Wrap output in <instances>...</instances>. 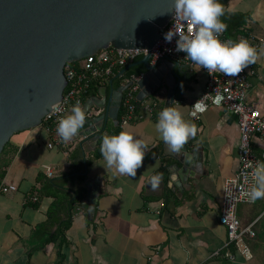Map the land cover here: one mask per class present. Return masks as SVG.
I'll use <instances>...</instances> for the list:
<instances>
[{"label":"crops","instance_id":"crops-1","mask_svg":"<svg viewBox=\"0 0 264 264\" xmlns=\"http://www.w3.org/2000/svg\"><path fill=\"white\" fill-rule=\"evenodd\" d=\"M222 2L233 10L223 16L227 36L259 44L256 62L246 67L251 81L246 102L264 115V0ZM176 61L181 64L173 68L175 106L198 126L180 153L172 152L155 129L170 96L167 83L142 99V119L120 121L128 84L120 68L99 81L95 94H83L84 110L94 97L103 106L94 105L93 116L119 107L117 119L110 111L105 123L99 122L100 136L86 138L78 131L65 145L51 148L42 123L11 137L12 160L2 182L17 189L0 191V264H264V198L238 206L242 225L253 224L255 232L244 235L248 253L227 244V228L220 222L225 181L239 169L238 116L225 106H211L193 119L191 108L203 95L208 74L196 63ZM154 98L158 104L151 114L144 104ZM122 130L148 146L135 177L118 173L102 154L96 155L104 134ZM262 143L261 137L254 138L255 152L260 153ZM196 149L200 155L194 157ZM156 173L162 179L153 189L150 178ZM62 176H68L63 187L47 186ZM56 202L60 207L52 220L50 208ZM69 220L70 226L57 234Z\"/></svg>","mask_w":264,"mask_h":264},{"label":"water","instance_id":"water-1","mask_svg":"<svg viewBox=\"0 0 264 264\" xmlns=\"http://www.w3.org/2000/svg\"><path fill=\"white\" fill-rule=\"evenodd\" d=\"M173 10L174 0H0V154L15 133L41 125L62 99L68 63L110 46L148 48L120 74L143 65L138 105L163 83L170 87V105L175 100L173 68L181 63L170 58L152 62L151 50ZM94 105L103 107L90 98L78 130L86 138L102 134L99 122L105 123L110 111L118 118L119 107L93 116ZM199 155L196 149L194 157Z\"/></svg>","mask_w":264,"mask_h":264},{"label":"built area","instance_id":"built-area-1","mask_svg":"<svg viewBox=\"0 0 264 264\" xmlns=\"http://www.w3.org/2000/svg\"><path fill=\"white\" fill-rule=\"evenodd\" d=\"M174 26H177L180 31L186 32L189 24L186 21H181L173 14L170 21L160 29L161 37L151 50V61L157 62L163 58H170L172 60L195 63L190 57L186 56L185 52L176 51L178 36H174L171 42L165 40L163 34ZM220 39L228 40L231 38L227 36L225 30L220 34ZM248 41L258 50L259 44L257 41L252 38H248ZM148 53V48L134 49L110 46L83 59L73 61L77 62V64L68 63L65 68L68 83L64 95L53 106L43 121L51 135L49 147L63 146L67 143L57 133L59 119L66 116L76 102H79L81 106L83 105V94L88 91L92 82L108 79L116 73V69H123L129 63L142 59ZM206 72L208 79L200 100H203L207 107L203 112H200L195 108L194 102L191 108V117L195 120L200 119L202 114L211 106H225L238 116L240 130L239 169L225 181L220 222L227 228V244L236 245L243 253H248L250 249L244 245V235H254L255 232L253 224L245 227L242 225L238 216V206L240 203L252 202L248 199L245 192L253 182L251 173L256 163L264 161V115L259 109L246 102L247 92L251 86L249 71L246 67L237 76H228L220 71L210 74L207 69ZM145 75L146 72H142L126 77L128 88L124 103L127 107V113L122 119L123 123L144 117L143 112L137 113V108L142 105V102L138 105L137 92ZM217 95L223 97L219 103L215 100ZM157 104L158 99L154 98L145 103L144 107L148 113L152 114ZM256 136L261 137L263 140L260 153L255 152L253 146V140ZM47 174L53 177V169L48 168ZM16 189L17 185L13 183L2 182L0 185L1 192H12ZM226 192L230 193L231 196L228 197ZM226 255L234 259L231 251H228Z\"/></svg>","mask_w":264,"mask_h":264},{"label":"clouds","instance_id":"clouds-1","mask_svg":"<svg viewBox=\"0 0 264 264\" xmlns=\"http://www.w3.org/2000/svg\"><path fill=\"white\" fill-rule=\"evenodd\" d=\"M226 11L233 10L226 8L222 0H174V16L186 21L189 26L186 32L174 26L163 34L164 38L171 42L174 36H178L176 51L185 52L186 56L200 68H206L210 74L220 71L228 76H237L249 64L256 62L258 52L246 38L220 39V34L228 28L222 19ZM222 99L221 95L215 97L217 103ZM176 102L173 101L159 112L155 129L172 152L180 153L189 139L196 137L198 126L184 118L181 109L175 106ZM194 105L200 112L207 107L200 99ZM85 121V110L76 102L70 114L59 119L57 133L67 142L74 138ZM100 150L108 166H114L118 173L135 177L137 169L144 163L148 146L144 139L122 130L116 134H104ZM251 175L253 182L245 194L250 201L255 202L264 198V161L256 163ZM161 179L162 174H153L150 178L151 187L156 189ZM226 195L231 196L228 192Z\"/></svg>","mask_w":264,"mask_h":264},{"label":"trees","instance_id":"trees-1","mask_svg":"<svg viewBox=\"0 0 264 264\" xmlns=\"http://www.w3.org/2000/svg\"><path fill=\"white\" fill-rule=\"evenodd\" d=\"M222 19H224V17H222ZM73 64H77V62H73ZM142 72H146L144 66L143 65H138V66H135V67H131L123 75V77L126 78V77H129L130 75H132L134 73H142ZM99 88H100L99 81L96 80V81L92 82V84L90 85L88 91L86 92V95L87 96H91V95L95 94L96 91ZM141 109H142L141 106L138 107L137 108V113H142ZM126 113H127V107H126L125 103L123 102L122 107H121V111H120V121L122 120V117L126 115ZM9 144H10V141L5 145L2 153L0 154V185H1L3 179H4L5 175H6L7 169L9 167L10 163H11V160H12V156L11 155L8 156ZM100 149H101V147L98 148V151L96 152L97 156H100L102 154ZM67 180H68V176H62L60 178L50 180L47 183V186L63 187V185L67 182ZM59 207H60V203L59 202H56V203H54L51 206V208H50V218L52 220L55 219V216L57 215V211H58ZM68 226H70V220L68 221V223H66V224L63 223L62 224V228L58 230L57 234L58 233L63 234L64 229H66Z\"/></svg>","mask_w":264,"mask_h":264}]
</instances>
